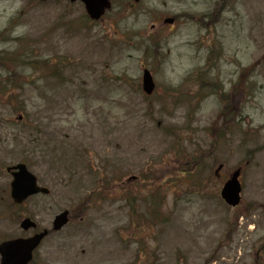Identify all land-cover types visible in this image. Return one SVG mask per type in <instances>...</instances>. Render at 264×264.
<instances>
[{"label": "rangeland", "instance_id": "1", "mask_svg": "<svg viewBox=\"0 0 264 264\" xmlns=\"http://www.w3.org/2000/svg\"><path fill=\"white\" fill-rule=\"evenodd\" d=\"M111 2L92 23L81 3L0 0V54L12 60L0 66L1 87L37 80L15 107L31 108L42 150L30 170L51 190L13 205L6 168L33 147L1 109L0 242L34 234L24 218L52 230L69 210L38 264H264V0ZM238 169L243 203L232 209L221 191ZM99 185L104 199L89 201ZM123 195L140 197L137 213Z\"/></svg>", "mask_w": 264, "mask_h": 264}, {"label": "water", "instance_id": "2", "mask_svg": "<svg viewBox=\"0 0 264 264\" xmlns=\"http://www.w3.org/2000/svg\"><path fill=\"white\" fill-rule=\"evenodd\" d=\"M43 2L49 0H40ZM71 2L82 1L86 5L87 12L92 20H100L107 9H110L109 0H69ZM173 21H170L172 23ZM154 89L151 76L148 72L144 77V90L151 94ZM8 172L12 173L14 181L12 183V198L17 204H22L29 197L39 193L49 194L47 189L39 188L37 179L28 172L25 165H18L14 168H9ZM241 172L237 171L231 179L226 183L222 197L226 203L232 207H237L241 203L242 188L239 182ZM68 222V213H64L56 219V229L62 228ZM24 230L36 228V224L30 219L22 223ZM47 235V232L36 235L34 238L27 240H17L4 243L0 247V252L3 256L2 264H28L32 260L34 250L40 245L41 241Z\"/></svg>", "mask_w": 264, "mask_h": 264}, {"label": "trees", "instance_id": "3", "mask_svg": "<svg viewBox=\"0 0 264 264\" xmlns=\"http://www.w3.org/2000/svg\"><path fill=\"white\" fill-rule=\"evenodd\" d=\"M11 59L9 57V55H7L6 53L4 54H0V66L4 65L5 63H11ZM36 64H39L38 62H36ZM1 69V68H0ZM13 81V78L11 77L9 79V81ZM1 80H0V110H8L10 114L14 115L17 112H21L24 113L25 116H30V114L28 113V109L27 107H25V104L23 102L20 103L19 108L17 109L15 107V103L17 102V100L22 99L23 97V92L21 90V86H14L12 87V90H8L5 88L1 87ZM0 116L3 117V115L0 113ZM4 122L11 128L13 129V127H18L17 123L15 122V120L12 119V117H6L3 119ZM1 123V120H0ZM22 124V128L19 130V132H14L16 135H19L18 137L20 138V141H22L21 137L24 138V134H29L32 136L31 138V143H32V147L33 149H30L31 152H28V155H26L25 153H21L20 154V160L24 163H27L28 166L33 167V163H31L30 160H28L29 157L32 158V156L34 157V154H37V152H41V146H40V142H41V137H40V132L37 129L38 127L34 126L33 123H31V121L23 122V123H19ZM39 126V125H37ZM40 127V126H39ZM27 147V146H26Z\"/></svg>", "mask_w": 264, "mask_h": 264}]
</instances>
